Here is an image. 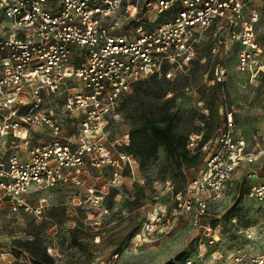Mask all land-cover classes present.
I'll list each match as a JSON object with an SVG mask.
<instances>
[{"label": "built area", "instance_id": "2783aa9c", "mask_svg": "<svg viewBox=\"0 0 264 264\" xmlns=\"http://www.w3.org/2000/svg\"><path fill=\"white\" fill-rule=\"evenodd\" d=\"M263 8L264 0H0V209L42 220L51 208L43 193L70 186L79 191L78 204L84 201L93 218H102L110 190L139 165L125 149L129 132L108 138L123 98L152 76L190 75L212 32L219 48L238 46L236 71H250L264 56L256 36ZM150 11L157 15L154 25ZM215 75L222 84L226 69L217 68ZM62 93V114H57L52 104ZM198 108L208 115L202 100ZM221 110L214 140H205L200 115L186 119V149L206 155L182 188L165 181L155 199L167 200L156 202L143 236H167L184 220L197 236L198 258L264 264V253L235 246L227 257L222 254V220L236 205L228 199L230 183L264 151L249 149L236 133L225 95ZM91 170L102 182L87 179ZM247 177V196L257 203L262 221L258 238L251 228L246 235L264 239V177L256 170ZM213 207L215 216L209 212ZM230 221L240 227L236 215ZM0 264L38 262L28 252L0 249Z\"/></svg>", "mask_w": 264, "mask_h": 264}, {"label": "rangeland", "instance_id": "374dc122", "mask_svg": "<svg viewBox=\"0 0 264 264\" xmlns=\"http://www.w3.org/2000/svg\"><path fill=\"white\" fill-rule=\"evenodd\" d=\"M261 13L256 36L264 47V8ZM149 17L152 24L157 15L150 11ZM237 55V45L219 48L213 32L207 34L188 80H152L136 91L132 89L123 98L120 118L109 127V140L122 138L143 117L160 120L167 115L176 116L175 131L182 135L187 127L186 119L191 115L201 116L199 100L208 107L204 121L209 140H214L222 119L221 105L225 95L235 114L236 133L247 141L249 149L258 146L264 151V56L253 69L242 73L236 71ZM220 67L226 69L222 84L215 75ZM65 96L66 93L54 96L52 105L57 114H62ZM205 155L206 152L200 153L193 166L178 165L163 147L159 148L152 163L142 167L138 161V167L126 171L120 185L110 190L103 204L108 212L100 219L89 214L84 201L78 204L79 191L70 186H58L43 193L51 208L42 220L0 209V249L15 253L21 250L25 240L36 238L49 256L48 263L42 264H165L179 253L186 254L192 264H229L230 260L224 258H198L197 236L184 220L167 236H143L145 222L156 202L167 200L155 199L165 181L172 180L178 189L182 188ZM253 170L264 177V154L256 164L244 166L230 183L228 199L233 204L236 202L233 211L240 227L227 218L222 220V254L226 257L227 250L233 246L248 254L264 253V239H257L262 218L257 203L247 196L250 183L247 174ZM88 175L91 183L102 182L97 179V171L91 170ZM209 212L215 216L218 210L213 207ZM250 228L256 239L251 240L246 235Z\"/></svg>", "mask_w": 264, "mask_h": 264}, {"label": "trees", "instance_id": "16d2710c", "mask_svg": "<svg viewBox=\"0 0 264 264\" xmlns=\"http://www.w3.org/2000/svg\"><path fill=\"white\" fill-rule=\"evenodd\" d=\"M189 76L190 75L178 78L176 80H188ZM157 79L160 78L157 76H152L147 80L141 81L133 87V90L136 91L150 81ZM200 117L204 123V128L206 129L205 140L207 141L209 138L207 134V128L205 126L204 115L201 114ZM176 121L175 115H167L160 120L150 117H143L140 123L132 128L131 131H129L130 145L125 148L126 151L132 153L134 157L140 162L142 167H146L157 158L159 148L161 147L166 150L169 157H171L178 165L187 163L189 166H193L195 163H197L196 160L199 154H191L186 149L184 133L182 135H178L175 131ZM201 161L202 159L200 162ZM199 164L200 163H198V165ZM233 210L234 208L232 209L230 215L226 216L225 218L230 220L232 216H235ZM23 251L32 255L37 260L38 264H42L43 262L48 263L49 261L47 249L42 246L36 238L25 240L21 250L16 251L14 254L19 255ZM187 260L186 254L179 253L174 259H170L165 264H186Z\"/></svg>", "mask_w": 264, "mask_h": 264}]
</instances>
